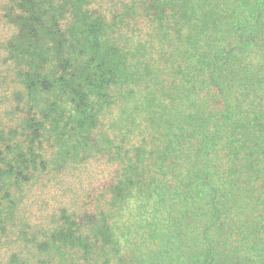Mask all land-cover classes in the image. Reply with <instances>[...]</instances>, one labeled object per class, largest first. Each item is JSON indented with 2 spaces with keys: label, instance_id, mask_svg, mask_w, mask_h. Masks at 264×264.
<instances>
[{
  "label": "trees",
  "instance_id": "trees-1",
  "mask_svg": "<svg viewBox=\"0 0 264 264\" xmlns=\"http://www.w3.org/2000/svg\"><path fill=\"white\" fill-rule=\"evenodd\" d=\"M0 264H264V0H0Z\"/></svg>",
  "mask_w": 264,
  "mask_h": 264
}]
</instances>
